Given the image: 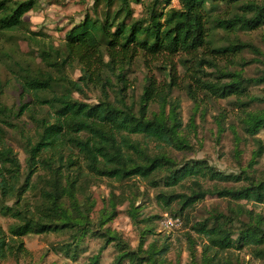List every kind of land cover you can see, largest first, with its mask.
Here are the masks:
<instances>
[{"label": "trees", "instance_id": "1", "mask_svg": "<svg viewBox=\"0 0 264 264\" xmlns=\"http://www.w3.org/2000/svg\"><path fill=\"white\" fill-rule=\"evenodd\" d=\"M171 1L149 0L143 5L145 14L136 18L130 4L142 0H95L93 16L86 14L74 24L56 47L36 39L44 35L30 31L23 19L36 0H0V39L11 42L12 33L23 32L43 57V67L35 69L10 57L17 68L14 78L21 95L49 111L46 118L35 120L37 140L24 139L26 175L22 182L20 162L4 143L0 130V215L16 221L7 235L0 229V259L26 252L22 238L28 235L69 231L71 240L54 249L66 258L75 260V251L90 235L103 238L105 245L113 243L118 256L112 264H165L166 246L143 249L149 229H143L136 250L129 249L109 228L103 229L114 216L116 204L123 201L109 200L110 209L100 216V233H92V205L84 188L93 176L119 183L141 178L155 188L162 183L156 197L162 209L185 219L189 209L207 195L233 203L226 212L214 211L194 224L192 230L206 243L201 263L195 262L189 249L192 264L216 260V264H234L228 258L231 251L243 249L264 264V217L239 203L264 206V175L255 177L247 171L264 154V108H257L264 105V96L251 91L264 83V52L240 38L241 33L264 29V0H177L179 8L170 7ZM219 4L230 11L218 12ZM245 52L263 65L257 77L245 76L248 62L239 57ZM139 57H178L183 68L182 90L197 111L199 93L211 100L232 99L242 133L253 138L247 168L238 174H224L205 160L178 163L167 154L148 149V141L176 151L189 145L181 134L179 103L170 99L176 87L175 66L169 68V82L164 87L155 86L146 77L137 107L128 104L127 68ZM74 69L80 73L75 80L69 74ZM86 92H98L96 102L75 97L86 96ZM153 104L158 105L155 112L149 110ZM27 107L28 103L20 105L13 115L0 100V124L15 127L11 118H18ZM261 132L263 137H257ZM132 136L141 137L145 144ZM34 175L40 191L31 204L23 195L38 190ZM208 182L213 183L211 190L204 188ZM182 189L187 191L177 193ZM10 199L13 204L6 205ZM129 213L135 219L138 209L131 205ZM211 250L213 257L208 255ZM91 264H99L98 257Z\"/></svg>", "mask_w": 264, "mask_h": 264}, {"label": "rangeland", "instance_id": "2", "mask_svg": "<svg viewBox=\"0 0 264 264\" xmlns=\"http://www.w3.org/2000/svg\"><path fill=\"white\" fill-rule=\"evenodd\" d=\"M148 1L142 0L141 3L143 4H130L136 18L145 14L143 5L147 4ZM94 2L95 0H36L33 9L28 11L23 19L30 31L44 35V37L36 39L58 47L62 44L64 34L74 24L79 23L86 14L93 16ZM103 6L101 4L98 8L97 16L101 15ZM170 7L179 8L178 1L172 0ZM217 11L225 13L230 11V8L224 4H219ZM12 34L14 38L11 42L0 39V100L6 108L12 109L13 115H16L20 105L28 103V107L18 118H11V123L15 127L0 124V130L4 143L13 150L20 162V182H22L26 175L24 139L37 140L35 139L37 132L35 120L46 118L49 111L47 107H40L32 102L27 95H21V87L14 78L16 76L14 72L17 68L11 63L10 57L13 56L22 64H29L31 69L43 67V57L39 55L36 47L28 41L26 34L20 31ZM263 35L264 29H259L245 34L241 33L240 38L243 41L253 43L264 52ZM239 57H243L248 62V66L244 68L245 76L257 77L260 74L263 65L255 62L254 55L245 52ZM178 64V57L146 59L139 57L127 68L126 76L130 90L126 99L128 104L133 103L135 107H137V102L145 86L146 77H150L155 86L164 87L169 82L167 76L170 71L169 68L175 66L176 69V87L170 94V99L179 103L178 112L182 121L181 134L187 139L189 148L176 151L163 144L148 141V149L153 153L167 154L178 163L188 160H205L210 166L224 174H238L242 169L247 168L251 160V152L254 149L253 138L246 137L240 129L238 110L231 102L232 99L211 100L202 93L197 94L199 108L198 111L195 110L194 103L182 90L184 85L183 68ZM69 74L74 80L80 76L78 69H74ZM251 91L253 94L263 97L264 83L252 88ZM97 93L86 92V96L77 95L75 97L82 102L94 103L98 96ZM257 108H264V105H259ZM149 110L157 111L158 105H151ZM257 137L262 138L263 132L259 133ZM132 139H137L145 144V141L139 136H132ZM247 171L252 176L262 177L264 175V154ZM35 177L34 175L32 181L38 186V190L31 189L23 195V198L31 204L35 203L40 191L38 180ZM150 183L141 178H133L123 183L105 178H93V176L88 178L85 181L84 195L91 201L90 204L92 205L89 214V219L93 225L92 233H100L98 226L100 216L103 215V211L110 209L109 200L112 198L117 203L123 201L116 204L114 216L111 221L103 226V229L109 228L116 233L131 250L137 249L143 229H149L151 233L146 235L143 249L151 245H154L156 249L166 246L167 250L163 256L165 264H192L189 249L193 250L195 262L201 263L203 245L206 241L192 230V227L195 223L209 217L214 211L226 212L228 204L231 207L233 203L230 204L228 201L218 199L214 195H207L203 201L196 203L189 209L185 219L180 216H173V214L162 209V203L156 199L158 192L163 189L162 183H159L157 188ZM212 185L213 183H204V188L211 190ZM219 186L229 185L219 184ZM182 191L186 192L187 190H178L177 193ZM80 200L83 201L81 197ZM13 201L10 199L5 203L10 206ZM239 203L246 205V208L254 211L255 214L264 217L263 205L246 203L245 201ZM131 205L138 209L135 219L129 216ZM165 215L171 219L176 217V221H173L176 222V225L172 227L164 225ZM15 222L10 217L0 215V229L6 235L10 225ZM71 237L69 231L28 235L22 238L26 252L14 256L8 255L5 259H0V264H91L95 257H98L99 264H112L118 256L113 243L105 245L103 238H93L90 235L83 239L75 251V260L66 258L63 253H57L54 250L69 242ZM230 254L231 257H228L227 254L224 257L227 256L231 261L233 260L234 264H262L254 260L247 249L232 250ZM208 255L213 257L214 252L211 250ZM219 255L223 257L222 254ZM216 262L217 260L213 264ZM123 264L129 263L124 261ZM218 264H222V261Z\"/></svg>", "mask_w": 264, "mask_h": 264}, {"label": "built area", "instance_id": "3", "mask_svg": "<svg viewBox=\"0 0 264 264\" xmlns=\"http://www.w3.org/2000/svg\"><path fill=\"white\" fill-rule=\"evenodd\" d=\"M173 221H176V220H175V219H171L170 217H167V216L165 215V218H164V220H163V223H164V225H166V226H170V227H172V226L176 225V222H173Z\"/></svg>", "mask_w": 264, "mask_h": 264}]
</instances>
